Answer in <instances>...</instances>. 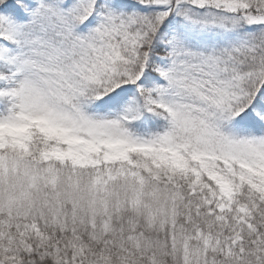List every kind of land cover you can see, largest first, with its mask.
Returning <instances> with one entry per match:
<instances>
[{"label": "snow or ice", "instance_id": "snow-or-ice-1", "mask_svg": "<svg viewBox=\"0 0 264 264\" xmlns=\"http://www.w3.org/2000/svg\"><path fill=\"white\" fill-rule=\"evenodd\" d=\"M0 264H264V0H0Z\"/></svg>", "mask_w": 264, "mask_h": 264}]
</instances>
